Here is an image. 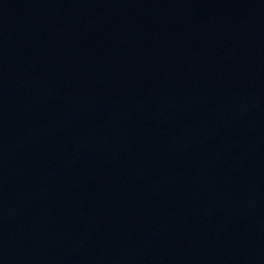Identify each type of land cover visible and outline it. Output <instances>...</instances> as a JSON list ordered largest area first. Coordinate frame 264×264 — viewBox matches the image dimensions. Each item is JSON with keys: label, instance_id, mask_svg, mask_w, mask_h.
I'll list each match as a JSON object with an SVG mask.
<instances>
[{"label": "water", "instance_id": "95a60500", "mask_svg": "<svg viewBox=\"0 0 264 264\" xmlns=\"http://www.w3.org/2000/svg\"><path fill=\"white\" fill-rule=\"evenodd\" d=\"M0 264H264V0H0Z\"/></svg>", "mask_w": 264, "mask_h": 264}]
</instances>
